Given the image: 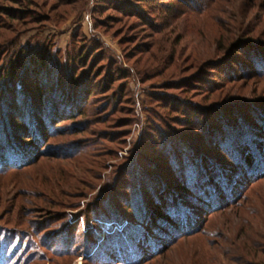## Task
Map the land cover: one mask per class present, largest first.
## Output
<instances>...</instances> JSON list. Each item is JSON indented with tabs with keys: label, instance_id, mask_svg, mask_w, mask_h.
<instances>
[{
	"label": "rangeland",
	"instance_id": "1",
	"mask_svg": "<svg viewBox=\"0 0 264 264\" xmlns=\"http://www.w3.org/2000/svg\"><path fill=\"white\" fill-rule=\"evenodd\" d=\"M263 14L264 0H0L2 139L35 150L0 167L2 264H263L264 178L240 170L235 203L160 255L120 262L103 243L149 205L150 178L176 186L187 152L232 168L207 140L233 124L224 111L264 113V37L250 38ZM39 103L62 115L22 139Z\"/></svg>",
	"mask_w": 264,
	"mask_h": 264
},
{
	"label": "trees",
	"instance_id": "2",
	"mask_svg": "<svg viewBox=\"0 0 264 264\" xmlns=\"http://www.w3.org/2000/svg\"><path fill=\"white\" fill-rule=\"evenodd\" d=\"M262 20V26H257L255 31L251 32L250 38L253 40L255 35L264 37V14ZM244 41L248 42V40L243 39L239 42L241 47L236 48L241 49ZM262 49L264 51V46ZM239 52L238 50L236 53ZM262 53L263 56L258 58H264V52ZM261 64L264 65V61ZM252 67H255V65H252ZM39 106H41L40 109H35L32 112L31 123L26 124L30 129H24L22 136L19 135L22 139L27 140L28 136L33 137V139H40L62 115L60 110L57 111L53 107L44 110L43 104L39 103ZM48 109L50 110L48 111ZM15 115L13 114V116ZM222 115H230V123L233 124L226 126L225 123L229 122L225 121L227 117L215 120L216 126H213L215 134L208 136L207 141H214L218 148L227 144L225 147L230 151L233 162L232 168L230 167L231 169L226 171V166H211L208 164V158L197 157V152L194 151L187 152L190 158L184 161L187 164L180 165L183 171H181L180 166L178 167L180 170L175 173L177 178L175 187L170 186L164 191L163 187L166 184L157 186L158 184L152 178L147 184L143 185L148 188V191L145 190L143 193H148L147 197L150 195L152 200L149 205L145 206L147 203L143 195L142 200H140L141 205L139 202L135 207L132 206L134 208L132 213L135 218L133 222H128L130 223L128 224L129 229L123 231L124 233L112 232L108 234L103 243L108 246L109 254L112 253L117 259L121 260L120 262L123 258H131L135 252H140L143 257H150L152 254L160 255L161 240L166 242L167 245H172L180 238L198 232L202 227L204 214L222 211L228 201L235 203L232 186L236 187L237 184L231 181L235 171L240 170V179L238 175V177L236 176L239 183L251 184L255 180L264 178V156L261 153L264 150L263 111L257 114L258 116L254 120L255 123L252 125L240 122L237 112L228 113L224 111L221 113ZM223 124H225V129L222 128ZM2 137L3 132L0 130V167L1 165H6L9 168L14 167V169L21 166L26 167L32 157L31 153L35 150L20 142L8 144ZM9 137L11 138V135ZM223 137H227L228 140L223 141V139H227ZM22 148L27 150L21 151ZM143 210H145L144 213ZM94 240L96 242L101 241L97 238H94ZM134 240L136 241L135 245L133 244ZM254 259L264 264V259ZM2 261V258H0V264H2Z\"/></svg>",
	"mask_w": 264,
	"mask_h": 264
}]
</instances>
